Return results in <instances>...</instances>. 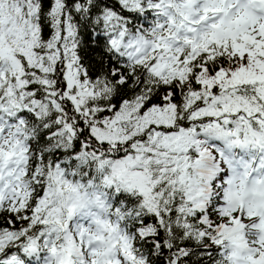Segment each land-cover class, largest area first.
Wrapping results in <instances>:
<instances>
[{"label":"snow or ice","instance_id":"snow-or-ice-1","mask_svg":"<svg viewBox=\"0 0 264 264\" xmlns=\"http://www.w3.org/2000/svg\"><path fill=\"white\" fill-rule=\"evenodd\" d=\"M0 264H264V0H0Z\"/></svg>","mask_w":264,"mask_h":264},{"label":"trees","instance_id":"trees-1","mask_svg":"<svg viewBox=\"0 0 264 264\" xmlns=\"http://www.w3.org/2000/svg\"><path fill=\"white\" fill-rule=\"evenodd\" d=\"M0 223H2V221H0Z\"/></svg>","mask_w":264,"mask_h":264}]
</instances>
